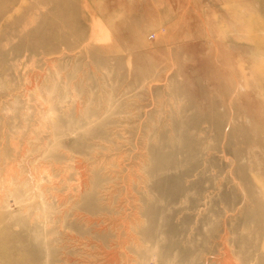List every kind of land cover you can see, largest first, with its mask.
I'll return each mask as SVG.
<instances>
[{
	"label": "rangeland",
	"instance_id": "rangeland-1",
	"mask_svg": "<svg viewBox=\"0 0 264 264\" xmlns=\"http://www.w3.org/2000/svg\"><path fill=\"white\" fill-rule=\"evenodd\" d=\"M0 264H264V0H0Z\"/></svg>",
	"mask_w": 264,
	"mask_h": 264
},
{
	"label": "built area",
	"instance_id": "built-area-1",
	"mask_svg": "<svg viewBox=\"0 0 264 264\" xmlns=\"http://www.w3.org/2000/svg\"><path fill=\"white\" fill-rule=\"evenodd\" d=\"M155 37V34H153L152 38Z\"/></svg>",
	"mask_w": 264,
	"mask_h": 264
}]
</instances>
